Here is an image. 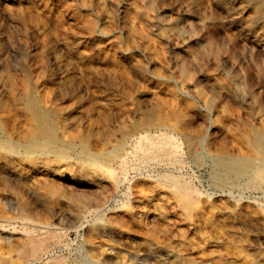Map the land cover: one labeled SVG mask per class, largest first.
Masks as SVG:
<instances>
[{
	"label": "rangeland",
	"instance_id": "rangeland-1",
	"mask_svg": "<svg viewBox=\"0 0 264 264\" xmlns=\"http://www.w3.org/2000/svg\"><path fill=\"white\" fill-rule=\"evenodd\" d=\"M23 65L56 107V153L33 158L48 145L25 144L35 123L16 89ZM140 132L170 140L177 159H142ZM216 159L235 160L226 171ZM91 161L103 186L118 183L79 212L102 185L42 169ZM261 168L264 0H0V264H170L173 240L150 204L134 206L171 181L190 197H170L186 259L248 264L252 244L264 264Z\"/></svg>",
	"mask_w": 264,
	"mask_h": 264
},
{
	"label": "bare ground",
	"instance_id": "bare-ground-1",
	"mask_svg": "<svg viewBox=\"0 0 264 264\" xmlns=\"http://www.w3.org/2000/svg\"><path fill=\"white\" fill-rule=\"evenodd\" d=\"M216 23H218L221 26H224V24L220 20H217ZM21 71H22V77L19 79L20 80L19 85L17 86L16 89L23 99L25 105L24 107L25 112L28 114V117L35 123L34 129L29 131L26 135V140L24 139L25 144L27 146H38L41 143L48 145L47 152H42V151L36 152V150L35 151L29 150L31 157L33 158H36L37 155L43 153H47V154L49 152L56 153L53 145L57 141V137L54 126L51 123V117H50V112L54 110L56 107L52 105V103L48 100L46 95L43 94L44 96H42L43 97L42 100H40L37 97L36 93L39 91V84H36L31 81L30 67L28 65H23L21 67ZM138 137H139V147L141 149L148 150L150 148V151H147L143 154L142 159H151L153 157H162V158L173 157L174 159L175 158L177 159V150L174 147V145L170 143V140L169 142L168 141L162 142L158 139V136H152L148 138L144 133L141 134V132L139 133ZM121 144L124 147L125 141H122ZM91 154L92 153H89V155ZM233 160L235 159H228V160L216 159L214 162L217 167L226 170L230 167V164L233 162ZM122 164L123 163H121V166ZM51 168L52 169L45 167L44 169H42V172L51 173L62 179H67L71 181L74 180L77 186L78 185L81 186L85 184L87 180H92L94 182H97L98 184L100 183L101 185L103 184L104 174L101 171L99 164L93 161H91L89 164L80 165L76 169L75 173L73 172L64 173L61 170H58L56 168V165L52 166ZM252 171H254V169H252ZM255 176L262 178L264 176V168H261L259 172L257 170ZM117 183H118V179H115V181L110 185L106 184L107 186H103V185L99 186V188L97 189L96 198L92 200L77 201L75 203L77 211L79 212L83 211L88 206H94L95 208H97L100 205L101 199L104 197V193L107 192L108 190H114L117 186ZM153 187L154 190L157 191L156 194L157 197L154 199L152 198L145 199L142 196L138 197L135 200L136 205L134 206V210L136 212L142 211L144 205L150 204L151 206L150 213L152 219H154V222L156 221L157 223L156 226H154V229L169 236L173 240L174 244L168 249L170 252V256L172 257L170 264H235L233 261L228 260L226 257H223L222 254H220L219 258H216V260H214L211 255L205 256L201 260H197V261L186 259L182 255V247L187 244H191L192 242L185 237V235L183 234L184 232L182 233V231L178 229L176 230L174 229L175 221L174 219L169 217V213L176 214L178 207H180V203L175 201V203L172 204L170 201V197L176 199L177 196H180L186 205L190 204V197L186 193H184L180 185H177L175 182L172 181L171 184H166L164 182L155 183ZM185 215L187 220L183 219V221L192 224L193 218L192 215L190 216V212L185 213ZM229 231H231L234 237L236 236L240 238V235L235 229L231 228ZM193 244L195 243L193 242ZM42 245L43 244L40 243L38 245V249H40ZM248 250L251 254V257L248 259V264H256V260L261 256L258 248L252 244H249ZM5 260H6L5 257L0 256V262H4ZM87 261L89 264H97L95 261L89 258H87Z\"/></svg>",
	"mask_w": 264,
	"mask_h": 264
}]
</instances>
